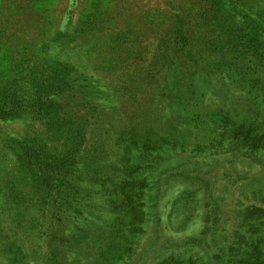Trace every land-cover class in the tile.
Wrapping results in <instances>:
<instances>
[{
	"label": "rangeland",
	"instance_id": "374dc122",
	"mask_svg": "<svg viewBox=\"0 0 264 264\" xmlns=\"http://www.w3.org/2000/svg\"><path fill=\"white\" fill-rule=\"evenodd\" d=\"M110 255L264 264V0H0V264Z\"/></svg>",
	"mask_w": 264,
	"mask_h": 264
},
{
	"label": "trees",
	"instance_id": "16d2710c",
	"mask_svg": "<svg viewBox=\"0 0 264 264\" xmlns=\"http://www.w3.org/2000/svg\"><path fill=\"white\" fill-rule=\"evenodd\" d=\"M4 92H7V91H4ZM111 254V253H110ZM109 256V255H108ZM115 257H112V255H110V258L107 259V257L105 258V261L108 263V264H113L115 262Z\"/></svg>",
	"mask_w": 264,
	"mask_h": 264
}]
</instances>
